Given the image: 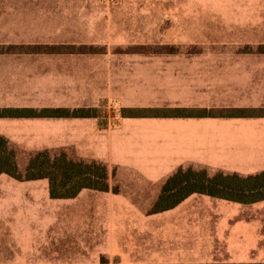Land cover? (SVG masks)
<instances>
[{"label":"crops","instance_id":"0c3cea01","mask_svg":"<svg viewBox=\"0 0 264 264\" xmlns=\"http://www.w3.org/2000/svg\"><path fill=\"white\" fill-rule=\"evenodd\" d=\"M32 1L0 0V109L99 107L123 92L143 94L120 98V107L159 106L162 103L154 94L160 92L158 76H174L184 69L186 107L264 106V53L186 51L184 57L158 53L95 57L32 52ZM129 58L136 63L127 62ZM79 70L84 73L81 79ZM129 70L141 72L143 83L123 87L126 81L119 77ZM0 136L9 140L17 162L20 150L30 157L40 150L73 147L80 159L106 163L109 181L116 167L119 183L129 182L133 189L129 195L83 189L73 198H52L47 179L20 181L1 174L0 264H48V257L74 260L98 254H118L131 263L141 259L137 243L142 231L154 237L159 229L176 235L181 231L186 244L205 253L200 263L264 262L252 257L259 239L252 220L241 212L256 203L220 199L211 207L187 213L178 211L186 199L157 213L133 206L144 202L137 198L139 191L150 184L158 189L179 166L204 168L211 174L221 170L249 175L264 170V117H120L111 125L102 124L98 117L2 116ZM27 162L18 163L21 172ZM41 185L45 194L38 195ZM63 202H70L71 210L47 212V205L56 208ZM146 250L160 252L156 245ZM224 252L229 253L227 258L219 259Z\"/></svg>","mask_w":264,"mask_h":264},{"label":"rangeland","instance_id":"374dc122","mask_svg":"<svg viewBox=\"0 0 264 264\" xmlns=\"http://www.w3.org/2000/svg\"><path fill=\"white\" fill-rule=\"evenodd\" d=\"M64 1L67 4L58 6L38 4H60L61 0L32 1L34 3L30 22L32 52H72L92 54L95 57H102L106 53L122 56L158 53L181 54L184 57L186 51L256 52L258 46L264 44V0ZM41 7L51 10H43L40 9ZM127 62L135 64L136 60L132 61L129 58ZM127 73L129 74L119 77L121 81H126L122 82L123 87L129 88L143 83V77L138 70H129ZM77 75L80 79L84 77L82 70H79ZM158 86L160 92L154 94H158L162 105L151 108H186V69L181 73L176 72L174 76H158ZM138 94L143 92H123L122 97L117 95L110 102L108 99L104 100L97 107L100 122L105 124L109 121L111 125L117 123L118 119L123 117L120 98H134ZM162 97H166V100ZM51 151L53 153L63 151L73 159H80L76 156L77 151L73 147L53 148ZM28 158L29 156L20 150L19 165L24 166ZM114 171L110 179L111 190L118 188L117 192H113L133 194L132 184L125 181V184L121 185L116 176V167ZM160 188L161 186L156 189L152 184L149 187L147 185L145 189L137 193V198L144 202L133 206L149 213L155 202L146 201L157 200ZM44 189L42 185L37 187V194H45ZM217 201L221 200L204 194H192L186 198L178 211L187 213L203 210L215 205ZM47 207L48 213H54V210H60V208L63 211H69L72 206L70 202H63L56 208L54 205L52 207L47 205ZM241 212L247 213L249 220H252L254 231L259 239L258 248L252 253V257L262 260L264 259V201L249 205ZM177 232L179 235L167 229H159L158 234L151 237L149 231L143 230L137 243L140 246L141 259L132 260L131 263H125L118 254L111 257L98 254L95 257L89 255L76 257L74 260L67 258L53 260L48 257V264H59L58 262L100 264L102 258H105L108 264H201L202 260L199 257L205 253L194 251L190 244H186V239L181 236L182 232ZM155 245L159 247L160 252L146 250L147 246ZM167 248H173V250H165ZM228 255L229 253L224 252L219 259L227 258ZM156 256L159 262L154 263Z\"/></svg>","mask_w":264,"mask_h":264},{"label":"trees","instance_id":"16d2710c","mask_svg":"<svg viewBox=\"0 0 264 264\" xmlns=\"http://www.w3.org/2000/svg\"><path fill=\"white\" fill-rule=\"evenodd\" d=\"M258 53H264V44L258 46ZM123 117L139 118H186V117H264V106L225 107V108H143L123 107ZM2 116L24 117H99L97 107L78 108H26L0 109ZM7 174L17 180L47 179L49 194L52 198H73L83 189L109 191V171L102 161L73 159L65 152L53 153L40 150L30 155L25 170L18 167L17 155L9 140L0 136V175ZM114 192L118 188L113 189ZM192 194H204L241 204L264 201V170L242 175L237 172L218 170L209 173L204 168L179 166L163 182L157 200L149 213L173 209ZM102 258L100 264H108ZM201 264H264L248 263H201Z\"/></svg>","mask_w":264,"mask_h":264}]
</instances>
